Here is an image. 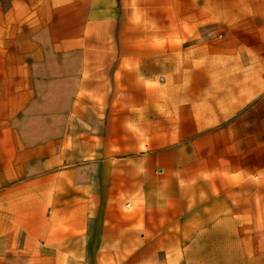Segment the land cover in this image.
I'll use <instances>...</instances> for the list:
<instances>
[{
    "label": "crops",
    "instance_id": "obj_1",
    "mask_svg": "<svg viewBox=\"0 0 264 264\" xmlns=\"http://www.w3.org/2000/svg\"><path fill=\"white\" fill-rule=\"evenodd\" d=\"M251 11L0 0V130L13 108L26 130L77 115L98 131L89 170L34 177L20 164L57 163L59 142L0 139L2 209L48 212L0 226V264H264V24L234 20ZM204 27L233 36L204 56ZM12 48L23 92L7 90Z\"/></svg>",
    "mask_w": 264,
    "mask_h": 264
},
{
    "label": "rangeland",
    "instance_id": "obj_2",
    "mask_svg": "<svg viewBox=\"0 0 264 264\" xmlns=\"http://www.w3.org/2000/svg\"><path fill=\"white\" fill-rule=\"evenodd\" d=\"M250 8H251V15L245 17H235V24L237 25H259L264 24V18L259 17L257 14L264 12V0H250ZM210 19V18H208ZM204 19V26L206 24ZM227 18H219L220 28H222V24H225ZM209 27H204L203 33L201 35L202 46H203V54L207 56L210 54V45L211 43L218 40L219 44L227 41L228 36L232 37L233 34H228L223 31H219L217 34L215 32L211 33ZM252 37H257L258 33H250ZM25 51V50H24ZM221 52V49H220ZM19 50L18 49H11V79L9 82V86L7 87L8 92H22L25 90V81L20 80L19 76ZM24 56V54H23ZM24 59V57H21ZM209 60V59H208ZM31 67L29 64L27 68ZM24 70V67H23ZM24 77V76H23ZM46 82H41L42 86H46ZM29 85V82H28ZM48 85V84H47ZM3 92V89L0 88ZM12 103L15 101L17 102L18 99L11 98ZM49 103L50 100H47ZM13 107V104H12ZM20 117L21 121L24 120V116L22 117L19 114V109H13L10 116V129L9 130H0V139H8L10 138H17L23 141H31L34 139H43V140H55L59 142V159L58 162H51L49 159L45 160L41 165L39 164H31V163H23L20 164L23 168H26L29 177L34 176H45L47 173L51 171L63 172L66 170L69 171H76L82 173L84 170L90 169L89 161L92 158L96 157V151L90 150L89 142H94L95 144L98 143V131L97 130H90L86 124H84L77 115H70L68 116L69 125L67 130V125L64 123L63 128L59 131H53L50 128V116H44L45 125H42L41 131L35 130H26L24 125H20ZM34 119V116H32ZM66 122V120H64ZM28 125H33L29 124ZM80 128V129H78ZM46 158V157H44ZM3 164L0 163V166ZM15 165V164H13ZM93 166V164H92ZM36 168V169H35ZM94 169H97L93 167ZM83 174L76 175V181H82ZM21 181L20 179H15L12 183H16ZM23 181V180H22ZM8 182H4L3 179H0V226L4 225L5 222L11 221L15 224H21L22 222H33L32 216L34 218H45V215L48 213L46 208L44 207L41 211H18V210H9V209H2L4 206H8L4 202L3 197V190L4 187L8 186ZM32 215V216H31ZM32 220V221H31Z\"/></svg>",
    "mask_w": 264,
    "mask_h": 264
}]
</instances>
